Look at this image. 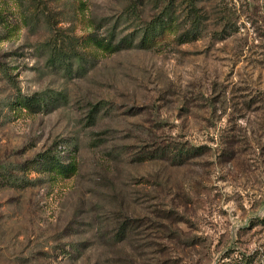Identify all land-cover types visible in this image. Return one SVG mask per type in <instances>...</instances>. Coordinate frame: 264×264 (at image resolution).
I'll return each mask as SVG.
<instances>
[{
	"label": "rangeland",
	"instance_id": "rangeland-1",
	"mask_svg": "<svg viewBox=\"0 0 264 264\" xmlns=\"http://www.w3.org/2000/svg\"><path fill=\"white\" fill-rule=\"evenodd\" d=\"M165 2L0 0V264H264V0H193L199 37L162 49L79 44Z\"/></svg>",
	"mask_w": 264,
	"mask_h": 264
},
{
	"label": "trees",
	"instance_id": "trees-1",
	"mask_svg": "<svg viewBox=\"0 0 264 264\" xmlns=\"http://www.w3.org/2000/svg\"><path fill=\"white\" fill-rule=\"evenodd\" d=\"M193 0H166L161 11L153 18V20L147 23L138 31L132 33L128 37L116 40L113 34H110L106 38H98L95 35H87L80 41V46L86 49L93 45L106 55L114 54L123 50L130 49H162L170 45L169 36L173 35L176 42H189L197 39L200 33V25L197 21V14ZM179 13L178 15L176 14ZM2 17L0 8V19ZM185 27V33L178 34V30H183ZM89 51V50H88ZM86 51L85 53H88ZM45 102L43 97H22L16 96V100L13 105L8 107L13 114L26 113L34 114L38 112L41 105ZM45 106V104L43 105ZM190 151L179 150L175 155L178 161L184 159ZM146 156L148 153H144ZM32 168H38L42 172H45L48 176L53 173L54 168H58L59 172L65 174H73L76 170L74 160L69 164H63L56 156L42 155L36 161L31 162ZM20 172L26 170L21 168ZM7 171V169H6ZM26 172V171H25ZM9 174V172H8ZM7 178V176L5 177ZM18 183L25 182L23 179L11 176L7 181ZM15 180V181H14ZM28 186V181L25 183V187Z\"/></svg>",
	"mask_w": 264,
	"mask_h": 264
}]
</instances>
